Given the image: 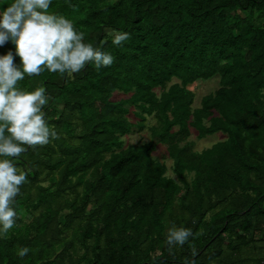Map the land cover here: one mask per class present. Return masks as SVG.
Returning <instances> with one entry per match:
<instances>
[{
    "label": "trees",
    "instance_id": "obj_1",
    "mask_svg": "<svg viewBox=\"0 0 264 264\" xmlns=\"http://www.w3.org/2000/svg\"><path fill=\"white\" fill-rule=\"evenodd\" d=\"M48 12L114 63L18 82L45 88L60 138L0 157L27 173L0 264H264V0H51ZM112 30L131 39L115 46ZM215 77L196 106L190 87ZM147 117L150 140L126 145ZM193 132L227 137L197 151ZM173 223L202 233L196 257L188 244L169 254Z\"/></svg>",
    "mask_w": 264,
    "mask_h": 264
},
{
    "label": "clouds",
    "instance_id": "obj_2",
    "mask_svg": "<svg viewBox=\"0 0 264 264\" xmlns=\"http://www.w3.org/2000/svg\"><path fill=\"white\" fill-rule=\"evenodd\" d=\"M51 0H13L0 11V46L8 41L15 45V55L21 64L14 63L12 51L0 56V157L19 158L28 148L48 145L60 138L50 128L42 111L50 97L43 86L34 91L17 88L25 75L38 76L46 68L51 73H79L90 62L99 71L114 63V57L92 44L84 43L73 23L62 15L49 14ZM112 44L122 46L131 39L128 32L112 30ZM28 146V148L24 146ZM27 182V173L19 172L10 159H0V232L7 234L14 226L17 212L15 198ZM202 235L190 228L167 229L165 244L169 254L188 244L192 257L198 255L193 241ZM30 249L18 247L17 255L24 258ZM184 264H195L187 258Z\"/></svg>",
    "mask_w": 264,
    "mask_h": 264
},
{
    "label": "rangeland",
    "instance_id": "obj_3",
    "mask_svg": "<svg viewBox=\"0 0 264 264\" xmlns=\"http://www.w3.org/2000/svg\"><path fill=\"white\" fill-rule=\"evenodd\" d=\"M190 88L196 94L197 101L195 105L198 106L202 97L214 92L215 90L219 88V78L215 77L207 81H203V80L199 81L195 83L194 85H192ZM116 98H120V96L118 95L116 96ZM156 123H157L156 119L152 117H147V121L145 122L146 127L144 129L141 130V129L136 128L134 133L124 138L126 140V145L139 144V143L143 144V143L148 142L151 138L149 128L155 125ZM226 137L227 135H225L222 132H219L214 135L208 136L204 139H199L197 133L193 132L190 140L195 142L194 144L195 150L200 151L205 148L208 149L212 147L214 144H217L219 142H223L224 139H226ZM164 152H165V148L160 146L159 150L154 154V156L156 158L162 159V155ZM165 162L167 163L169 167L172 164V161L170 158H167ZM169 175H172L171 171H169Z\"/></svg>",
    "mask_w": 264,
    "mask_h": 264
}]
</instances>
